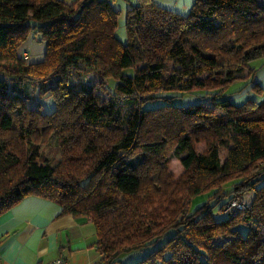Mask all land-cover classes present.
Listing matches in <instances>:
<instances>
[{
	"label": "trees",
	"instance_id": "trees-1",
	"mask_svg": "<svg viewBox=\"0 0 264 264\" xmlns=\"http://www.w3.org/2000/svg\"><path fill=\"white\" fill-rule=\"evenodd\" d=\"M112 1L0 0V74L8 76H0V216L28 195L54 200L91 220L103 264L169 230L131 264H264V184L255 186L264 173V100L180 107L164 96L241 78L264 56V3L194 0L180 13L137 0L125 10L121 43ZM31 33L45 52L26 62L18 47ZM43 95L54 101L49 112L41 100L26 103ZM46 143L58 158L42 154ZM173 147L185 152L178 177L168 169ZM236 176L242 182L220 208L226 218L214 220L207 204L189 211L194 196ZM234 200L243 206L229 207Z\"/></svg>",
	"mask_w": 264,
	"mask_h": 264
},
{
	"label": "crops",
	"instance_id": "crops-1",
	"mask_svg": "<svg viewBox=\"0 0 264 264\" xmlns=\"http://www.w3.org/2000/svg\"><path fill=\"white\" fill-rule=\"evenodd\" d=\"M136 1L113 0L112 3L126 10ZM152 1L184 13L194 0ZM21 51L22 58H30L26 62L39 61L45 52V43L31 33ZM95 241V227L89 218L63 213L60 204L44 197L28 195L0 216V264H46L57 256L71 264H103Z\"/></svg>",
	"mask_w": 264,
	"mask_h": 264
},
{
	"label": "rangeland",
	"instance_id": "rangeland-1",
	"mask_svg": "<svg viewBox=\"0 0 264 264\" xmlns=\"http://www.w3.org/2000/svg\"><path fill=\"white\" fill-rule=\"evenodd\" d=\"M259 3H264V0H257ZM125 20V10H121L118 19H117V27L115 29V36L121 42L125 43L127 41L126 28L124 25ZM23 42L18 47V53L21 56ZM28 54V53H27ZM24 60L30 61V58L27 56L23 57ZM40 59V57L38 58ZM32 61H34L32 59ZM249 70L252 71L249 74ZM124 73L131 75L133 73V68L124 69ZM1 77L8 79V76L5 74H0ZM91 80L95 79V76H90ZM109 87H114V80L109 79ZM256 87H259L260 90H256ZM100 92V90H98ZM165 97H169V100L172 104L184 107L192 104H208L211 102L213 98H226L232 101L236 105L242 104L245 100L251 99L256 102H261L264 100V56L259 58L252 59L246 63V68L242 73V77L235 79L228 86L223 89H210L204 90L199 89L193 92H184V93H173L166 92L164 93ZM35 97V98H34ZM32 99H27L26 103L35 107L39 100H41L44 109V112H49L54 107V101L52 98L43 95L42 97L34 96ZM167 100L159 98L155 101V104H161ZM199 150H203V145L200 144L198 146ZM42 154L48 157L51 160L58 158L57 153L54 150V147L49 144H43L41 148ZM185 155V152L178 150L177 148H171L167 153V159L169 160V171L173 173L175 177H178L183 172L182 164L180 163V158ZM226 155V149L223 146H219V157L221 162L224 160ZM242 182L241 177L236 176L233 178H229L219 186L214 187L212 189H206L200 192L198 195L194 196L189 211L193 212L198 208H201L203 205H208L209 210L213 216V219L216 221H220L228 216V212L220 209L223 204H228L231 198V190L233 186L240 184ZM264 184V173H261L259 179L255 181V186H260ZM251 193L248 192L244 195L243 203H248L251 200ZM243 206V205H242ZM199 210V209H198ZM236 228L245 235L247 230V225L245 223H238ZM174 231L169 230L164 235H162L159 239H157L153 244L146 245L142 248L133 249L128 252H124L119 256V260H121L122 264H131L136 261H139L146 254L152 252L157 247L161 246L166 238L172 235ZM221 238H216V242L220 241ZM165 256V255H163ZM163 262L162 258L159 257L157 259V264H161Z\"/></svg>",
	"mask_w": 264,
	"mask_h": 264
},
{
	"label": "built area",
	"instance_id": "built-area-1",
	"mask_svg": "<svg viewBox=\"0 0 264 264\" xmlns=\"http://www.w3.org/2000/svg\"><path fill=\"white\" fill-rule=\"evenodd\" d=\"M240 206L242 205L239 204L236 200L232 201L229 205V207H240ZM46 264H71V263L66 258L57 256Z\"/></svg>",
	"mask_w": 264,
	"mask_h": 264
}]
</instances>
